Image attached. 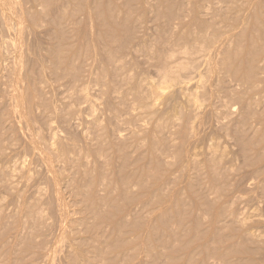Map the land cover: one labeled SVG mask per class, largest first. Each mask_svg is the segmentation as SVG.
Here are the masks:
<instances>
[{
    "label": "rangeland",
    "instance_id": "374dc122",
    "mask_svg": "<svg viewBox=\"0 0 264 264\" xmlns=\"http://www.w3.org/2000/svg\"><path fill=\"white\" fill-rule=\"evenodd\" d=\"M0 264H264V0H0Z\"/></svg>",
    "mask_w": 264,
    "mask_h": 264
},
{
    "label": "bare ground",
    "instance_id": "6f19581e",
    "mask_svg": "<svg viewBox=\"0 0 264 264\" xmlns=\"http://www.w3.org/2000/svg\"><path fill=\"white\" fill-rule=\"evenodd\" d=\"M98 12V11H97ZM105 21V20H104ZM112 21V20H111ZM104 28V27H103ZM108 31V30H107ZM204 31V30H203ZM204 35V34H203ZM193 52V51H192ZM183 56V55H182ZM178 62V61H177ZM182 67V68H181ZM180 69L181 70H183V69H185V70H190L189 68H187V65H186V67L184 66V65H181L180 66ZM192 69H193V67H192ZM191 69V70H192ZM171 70H172V68H171ZM185 70H183V71H185ZM194 70H195V68H194ZM174 71V70H173ZM193 71V70H192ZM179 72V71H178ZM189 72V71H188ZM175 73L176 72H172V71H170V69L168 68V66H166L165 68H164V77H165V80L167 79V78H169V79H172V77L173 76H171L172 74H174L175 75ZM185 73H187V72H185ZM180 74V73H179ZM176 75L178 76V74L176 73ZM193 75H194V73H193ZM177 76H175V77H177ZM188 76V75H187ZM195 76V75H194ZM171 77V78H170ZM193 77V76H192ZM176 79V78H175ZM192 79V78H191ZM182 85H184V84H182ZM187 86V85H186ZM184 88V87H183ZM182 88V89H183ZM186 90V89H185ZM182 92H183V90H181Z\"/></svg>",
    "mask_w": 264,
    "mask_h": 264
}]
</instances>
